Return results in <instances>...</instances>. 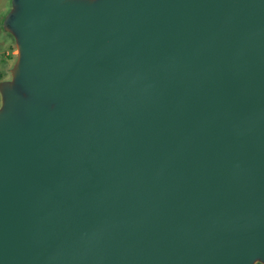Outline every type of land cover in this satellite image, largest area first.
Here are the masks:
<instances>
[{"label":"water","instance_id":"1","mask_svg":"<svg viewBox=\"0 0 264 264\" xmlns=\"http://www.w3.org/2000/svg\"><path fill=\"white\" fill-rule=\"evenodd\" d=\"M0 264H264V0H10Z\"/></svg>","mask_w":264,"mask_h":264},{"label":"crops","instance_id":"2","mask_svg":"<svg viewBox=\"0 0 264 264\" xmlns=\"http://www.w3.org/2000/svg\"><path fill=\"white\" fill-rule=\"evenodd\" d=\"M9 5L10 0H0V80L7 76L12 63L10 55L15 51L13 39L2 30V21Z\"/></svg>","mask_w":264,"mask_h":264},{"label":"rangeland","instance_id":"3","mask_svg":"<svg viewBox=\"0 0 264 264\" xmlns=\"http://www.w3.org/2000/svg\"><path fill=\"white\" fill-rule=\"evenodd\" d=\"M14 55H15V51H14V54H11L10 57H11V61H13L14 59Z\"/></svg>","mask_w":264,"mask_h":264}]
</instances>
